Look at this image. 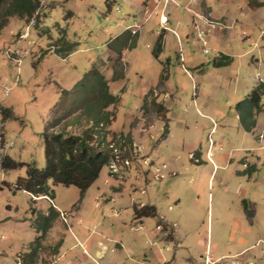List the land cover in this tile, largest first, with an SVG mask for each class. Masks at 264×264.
Returning a JSON list of instances; mask_svg holds the SVG:
<instances>
[{
	"label": "rangeland",
	"instance_id": "1",
	"mask_svg": "<svg viewBox=\"0 0 264 264\" xmlns=\"http://www.w3.org/2000/svg\"><path fill=\"white\" fill-rule=\"evenodd\" d=\"M141 1L135 8L122 0H39L35 19L14 17L1 30L0 106L14 118L0 113V164L6 157L17 166L0 167V264H264V142L257 141L264 137V0ZM152 3L163 7L168 24L159 22L162 15L146 23ZM190 14L198 19L194 25ZM132 15L138 25L129 30L137 37L118 57L108 44L122 45L115 36L123 27L116 25ZM59 28L76 44L64 59L52 47ZM222 55L230 62L218 67ZM92 67L118 99L108 108L115 118L106 140L130 134L132 147L116 136L106 146L98 136L112 160L82 198L75 186L51 181L52 199L13 189L26 175L18 164L44 168L41 134L84 100L77 94L62 100L60 90H71ZM260 84L262 111L253 112L256 127L246 133L252 118L246 98ZM153 101L167 110L164 120ZM75 116L79 126L67 129ZM86 119L80 110L50 131L79 133L90 125ZM241 164L246 171L257 164L261 179L239 176ZM239 189L258 205L255 220L236 218L241 201L231 206ZM147 204L165 232L157 218L133 219V206ZM51 206L59 216L36 241L31 210L45 214Z\"/></svg>",
	"mask_w": 264,
	"mask_h": 264
},
{
	"label": "trees",
	"instance_id": "2",
	"mask_svg": "<svg viewBox=\"0 0 264 264\" xmlns=\"http://www.w3.org/2000/svg\"><path fill=\"white\" fill-rule=\"evenodd\" d=\"M39 0H0V32L7 25L11 18H18L29 22L35 19L38 13ZM59 38L52 45L53 51L62 59L66 58L76 47V44L68 42L66 40V32L64 29L59 28ZM137 36L136 33H132L129 30L124 31L117 36L123 40L122 45L119 46L114 40L110 41L109 48L116 52L118 57L121 56V50L132 44ZM116 39V38H115ZM120 40V41H121ZM116 41V40H115ZM162 51V34L158 37L153 48V55L155 58L159 56ZM230 62V58L223 56L216 63V66L223 67ZM163 79V78H162ZM263 85L260 84L253 88L248 94L246 101L248 103L247 114L252 116L250 126L244 129L249 132L255 126L253 120V112L259 113L262 111L261 95ZM77 94L83 97L81 113L86 117V121L89 124L87 128L81 130L79 133L69 132L67 129L70 126H79L80 117L73 118V120L67 125V129L52 132L53 127L58 121L75 115L80 110L76 109L67 113L66 117L57 119L54 122L49 123L48 128L41 134L43 142V153L45 158V166L42 169H38L34 163H20L18 166L26 167V175L23 178H19L13 185V189L25 191L28 194L38 197L47 196L50 199L53 198V193L48 187V183L51 181L53 184H60L63 186H75L80 192V198L83 197L86 190L95 182L98 178L102 168L108 165L112 156L100 149L98 143V136L102 138V143L106 146L113 143L116 136L117 143L127 144L129 148L132 147L131 135H124L120 132L117 135L111 136L107 141L106 137L109 135V127L115 118V114L109 110V107L115 108L118 103L116 96H113L108 91V84L104 75L99 69L92 67L84 73L82 78L75 83L71 90H60V98H67L69 95ZM145 100V99H143ZM158 114L162 115L163 120L167 110L161 105L156 104L153 101ZM146 105L143 102L142 110L145 111ZM0 113L3 118H14L11 110L0 106ZM164 115V116H163ZM249 119V118H248ZM89 125V126H88ZM198 152H194V156H198ZM193 161V158H191ZM196 161V160H194ZM197 164H201L197 162ZM17 165L11 163L5 157L1 161L2 168H15ZM253 168V166L251 167ZM249 172V170H248ZM243 211L246 217L251 220L254 216L253 210L249 209L248 202L243 199L241 201ZM49 211L45 214H38L34 209L31 210V215L34 216V221L31 228L39 234L37 240H42L45 237L47 230L50 228L54 220L59 216V212L51 206ZM133 219L140 221L143 218H157V228L161 227L165 232L166 225L162 223L161 218L158 217L156 208L153 205L133 206ZM161 231V232H162ZM32 248V247H31ZM30 248V249H31Z\"/></svg>",
	"mask_w": 264,
	"mask_h": 264
},
{
	"label": "crops",
	"instance_id": "3",
	"mask_svg": "<svg viewBox=\"0 0 264 264\" xmlns=\"http://www.w3.org/2000/svg\"><path fill=\"white\" fill-rule=\"evenodd\" d=\"M144 1V0H143ZM219 1V0H218ZM122 2H124L126 5H128V6H131V7H135V8H138V7H141L142 5H141V0L138 2V4H136V6H133L132 4H131V0H122ZM151 6H149V7H151L152 9H150L151 10V12L152 13H150V17L148 18V20L146 21V23L148 22V21H150L151 19H156V16L157 15H159V18H160V16L162 15L163 17H165V15L163 14V7L161 8V10L159 11V7H156V6H154V4L152 3V4H150ZM154 7H153V6ZM208 16H209V19L210 20H213V21H216L217 20V18H219L218 16H216L215 14H214V12H213V9H211L210 7H208ZM194 13H195V15L197 16V17H201V15H200V12H199V9L197 8L195 11H194ZM191 15V21H192V24L194 25V22L196 21V22H198V19L197 18H195V16H193L192 14H190ZM132 17H134L133 15H132ZM130 18V17H128L129 19H127L129 22L128 23H126L125 25H122L123 24V22H121L120 24H117L116 25V27L117 28H120V27H123L122 29H120V31H119V33L115 36V37H117L118 35H120L121 33H123V30L124 31H126V30H129V29H133V28H135L138 24L137 23H134V21H136V18L134 17V19L133 18ZM138 19V18H137ZM194 19V20H193ZM169 21V20H168ZM160 22V21H159ZM167 24H168V22H167ZM166 30H172V29H170L169 28V26L167 27V28H165ZM130 31V30H129ZM172 32H173V30H172ZM202 71H201V69L199 70L198 69V72H197V70H196V73H201ZM248 96V95H247ZM256 127V126H255ZM254 127V128H255ZM245 132V131H244ZM246 133H249V132H246ZM257 141H259V142H264V137H262L260 140L259 139H257ZM196 150H193V151H191V152H195ZM191 152L189 153V155L191 154ZM190 157V156H189ZM202 158V157H201ZM221 158H222V156H221ZM225 159H226V161L228 160L229 162H231L232 161V158L230 157V153H228L227 155H226V157H225ZM202 160V159H201ZM245 163L246 164H249V163H251V161H252V158L251 157H247V158H245ZM256 163L258 162V161H260V159L258 158V157H256ZM241 166V169L240 170H238L237 171V174L239 175V176H244V177H247V174H249V173H251L252 174V178H254V176L256 175V173H258V177L257 178H254V181H258V180H260L261 179V172H260V170H258V167H257V164H256V166H253V168L248 172V171H246L245 170V166L246 165H244V164H241L240 165ZM247 169V168H246ZM245 170V171H244ZM244 171V174L242 173ZM263 173V172H262ZM251 174H249V175H251ZM252 178H246L248 181L249 180H252ZM245 192H243L242 190H240L239 189V192L234 196V198H233V200H232V206H231V208L233 209V210H235L237 207H238V205H239V201H242L243 199H245ZM247 202H248V204H249V208H250V206H254V208H253V212H254V216H253V220H255L256 219V214H257V204L256 203H252V202H250L248 199H245ZM241 203V202H240ZM252 204V205H251ZM242 210V209H241ZM243 216V217H245L246 218V220H248V218L244 215V211L242 210V213L241 214H237L236 215V218H238L239 216ZM235 218V219H236ZM244 219V218H243ZM236 221L237 222H239L240 221V219L238 220V219H236ZM251 221H252V219H251ZM248 223H252V222H249V221H247ZM256 223H257V220H256ZM259 229H260V231H262V229H263V225L262 226H259ZM262 233L264 234V230L262 231ZM178 241V242H177ZM177 244L179 245L180 244V241L179 240H177L176 239V246H177ZM84 252V254L85 255H87L88 254V252L87 251H83ZM99 253H101V252H98V251H94V254H98V257L101 255V254H99ZM97 257V256H96ZM98 263V262H97ZM161 264H166L165 262H163V261H161Z\"/></svg>",
	"mask_w": 264,
	"mask_h": 264
},
{
	"label": "built area",
	"instance_id": "4",
	"mask_svg": "<svg viewBox=\"0 0 264 264\" xmlns=\"http://www.w3.org/2000/svg\"><path fill=\"white\" fill-rule=\"evenodd\" d=\"M166 22H167L166 18L165 17H161V24L165 25ZM204 44H205V42H204ZM204 53L207 54V50L206 49L204 50ZM210 155H211V152L209 153V157H210Z\"/></svg>",
	"mask_w": 264,
	"mask_h": 264
},
{
	"label": "clouds",
	"instance_id": "5",
	"mask_svg": "<svg viewBox=\"0 0 264 264\" xmlns=\"http://www.w3.org/2000/svg\"><path fill=\"white\" fill-rule=\"evenodd\" d=\"M163 17V16H162ZM160 22H161V19H160ZM0 167H1V164H0Z\"/></svg>",
	"mask_w": 264,
	"mask_h": 264
}]
</instances>
